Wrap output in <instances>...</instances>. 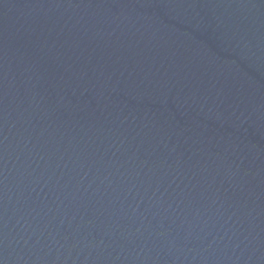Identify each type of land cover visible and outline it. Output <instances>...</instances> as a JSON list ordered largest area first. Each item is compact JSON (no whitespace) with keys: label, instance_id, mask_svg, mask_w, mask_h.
<instances>
[{"label":"water","instance_id":"1","mask_svg":"<svg viewBox=\"0 0 264 264\" xmlns=\"http://www.w3.org/2000/svg\"><path fill=\"white\" fill-rule=\"evenodd\" d=\"M0 264H264V0H0Z\"/></svg>","mask_w":264,"mask_h":264}]
</instances>
